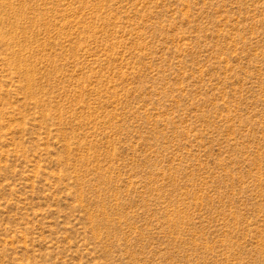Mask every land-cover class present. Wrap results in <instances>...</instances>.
Instances as JSON below:
<instances>
[{
    "label": "rangeland",
    "instance_id": "obj_1",
    "mask_svg": "<svg viewBox=\"0 0 264 264\" xmlns=\"http://www.w3.org/2000/svg\"><path fill=\"white\" fill-rule=\"evenodd\" d=\"M0 264H264V0H0Z\"/></svg>",
    "mask_w": 264,
    "mask_h": 264
}]
</instances>
